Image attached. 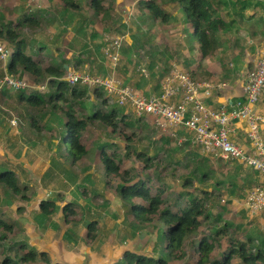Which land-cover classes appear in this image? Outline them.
<instances>
[{"label": "rangeland", "instance_id": "374dc122", "mask_svg": "<svg viewBox=\"0 0 264 264\" xmlns=\"http://www.w3.org/2000/svg\"><path fill=\"white\" fill-rule=\"evenodd\" d=\"M102 1L104 7H108L107 3L110 1L114 6L110 12L114 15L111 26L104 23V20L100 22L98 16L88 8H82L79 14L78 12L65 14L57 2L49 0H0V22L14 23L20 21L19 18L22 15L37 14L43 21L40 27L23 28L20 36L26 43L27 50L34 53L35 56L33 53L30 54L35 57V60L54 62L55 58L64 59L63 64L58 60H55L57 62L53 64L65 70L66 75L74 73L82 77L88 75L102 79L111 76L119 78L118 75L128 79V75H131L136 79L134 84L135 80H130L133 89L137 94L145 97H148L153 90L157 93L161 84L165 89H168L165 85L175 84L178 81L177 73L181 71V68L185 69L182 73L191 75V71L187 69L188 61L177 56V53L183 49L180 40L184 30L182 26L177 22L172 25H155L153 21L150 27H147V24L143 25L146 19H151V15L146 10L143 12L148 16L141 13V7L134 4V2L139 3V0ZM225 1L228 3V0ZM233 1L234 4L238 3V7L242 4L240 0ZM259 1L262 2V0ZM260 2L253 5L256 10L250 20L262 24L264 28V23H260L264 22V9L261 8ZM125 3L127 8L124 7ZM157 3L161 2L157 1ZM163 3H165L162 7L165 13L173 12L171 5L165 1ZM119 15L121 18L128 19L122 27L114 26L115 17L118 18ZM218 18L228 22L227 16L223 18L220 15ZM102 19H104L103 16ZM76 22L81 23L82 28L80 25L76 26ZM241 23L242 21L239 24ZM139 29H141V35L137 34ZM144 30L155 36L151 43L148 42L149 44L144 42L147 37ZM225 30L227 31V29L223 31ZM125 34H128L131 39V47L137 40L143 44V47L136 45L137 52L134 51L138 55L133 60H137V65L131 64L128 68L127 66L121 68L119 67L120 58H118L117 62L111 66L109 58L111 53L107 52L105 56L103 49L109 47L112 39L124 37ZM191 38L193 39L194 36ZM0 42L6 50H11L2 37ZM125 42L124 38L123 45L117 50L112 49L117 57L125 53L126 50L123 49ZM82 46L85 47L83 50H81ZM166 49L174 52L171 59L170 57L156 58L159 52ZM85 50H88L90 54H84ZM71 51L74 53L71 54ZM151 53L154 54L151 58L152 62L145 56ZM8 58L9 56L0 57V79L5 73V62ZM263 59L264 56L256 60L254 68L247 71L244 80L254 71L259 62L264 61ZM152 63L153 69H149L148 66ZM173 63L175 64L172 65ZM125 68L127 70L123 72ZM141 68L147 71L144 76L139 73ZM20 77L28 84L25 90H21L24 96L34 93L47 95L45 91L48 92L49 86L45 76L39 82L34 81L26 73ZM65 77L64 83L73 87L74 85L66 82ZM191 77L197 81L201 80L193 75ZM78 84V89L86 91L83 109L79 106L73 108L79 118L81 115H84L83 118H90L93 113L92 105L101 112L108 111L113 105L118 107L114 98L106 95L104 88L103 91L87 83ZM38 85L44 86L45 89L32 88ZM19 92L9 89L0 91V171L6 169L13 171L19 184L26 187L21 194L25 199H21L20 196H12L7 189L0 186V220L11 225L13 230L12 233L6 234L7 240L0 244V253L3 249L12 250L19 245H24L36 254H45L50 263L55 264H121L124 251L156 258L164 255L161 242L162 226L160 227V224L138 225L114 192L117 181H110L111 189L104 186L106 179L99 159L100 149L104 145L107 148L111 145L106 153L111 155L110 151H114L117 157L114 161L119 164L122 171H128L141 181L147 182L153 194L156 191H164L163 197L168 196L171 203H178L176 204L178 206L187 199L186 190L193 196H199L202 190L216 193L221 189L222 184H228V167L220 169L221 163L215 160L216 158L203 157L190 145L177 146L168 131H158L150 122L136 115L130 108H122L121 115L124 121L119 123V131L116 134L111 133L109 128L99 122H88L81 137V144L87 150V156L75 165H71L70 159L64 156L61 145L64 134L63 113L50 106L38 113L17 99ZM95 92L101 94V99L96 97ZM121 93L120 91L112 96L120 99ZM102 99L106 100V105L102 104ZM60 107L65 110L64 106ZM32 119L36 122L37 129L31 126ZM186 138L190 139V136L186 135ZM126 147H129V150ZM138 153H144L151 159L150 169H144L143 164L135 158V154ZM207 170H209V179L202 180L200 175ZM186 181L190 186L183 188ZM178 196L182 198L178 199ZM221 199L224 201L223 204L220 203ZM41 200L53 201L57 207L56 212L47 219H44L38 210ZM67 204H71L72 209L75 210L76 215L73 218L81 219V222L70 225L63 222L61 209ZM208 207L209 212L220 219V224H231V232L237 239L245 241L248 236L253 238L254 235L259 234L255 227L250 223L245 224L234 215V211L228 209L227 199L225 201L222 195L212 197ZM89 222H95L98 227L97 239L91 242L85 237L86 225ZM251 224H255L258 228L256 222ZM236 227L239 228L236 229ZM208 232V224L203 223L196 239L208 236ZM186 255L181 260L168 259V261L170 264H195L196 259L191 257L188 242ZM29 264L45 263L37 259L36 262Z\"/></svg>", "mask_w": 264, "mask_h": 264}, {"label": "trees", "instance_id": "16d2710c", "mask_svg": "<svg viewBox=\"0 0 264 264\" xmlns=\"http://www.w3.org/2000/svg\"><path fill=\"white\" fill-rule=\"evenodd\" d=\"M49 1L57 2L65 14L67 12H78L79 14L82 8H88L94 15L98 16L100 22L104 20V23L111 26L112 15L110 12L114 9L111 1L107 3L108 7L103 6L102 0ZM139 1L138 4H140L141 9L149 12L152 21H159L162 25H172L174 22H177L182 26L184 28L182 32L186 37V42L189 43H187L188 46L190 47L192 45V40L198 44L201 59L207 58L218 47H222L223 44L217 41V33L219 30H224L225 25L221 19H218L216 10L211 6H219L221 4L224 6L222 2H225V6H228L229 2L227 3L225 0H217L216 2L213 0ZM157 1L161 3L158 4ZM164 1L173 7V12L165 13L162 8L165 4H162ZM240 1L242 2L241 5L249 2V4L254 5L260 2L259 0H253V2L252 0ZM262 2H260L261 8L264 9V0ZM235 12L236 8L234 7ZM102 16L104 19H102ZM79 17L81 16L79 15ZM19 19L21 20L14 23L9 22L4 24V22H0V37L6 41L12 50L8 60L5 62L4 71L5 73L18 77L26 73L36 82H39L40 79L42 80L44 76V78L48 79L47 85L49 86V90L48 92L45 91L46 96L38 93L24 96V92L20 91L17 94V99L38 113L42 112L48 106L52 109L60 110L63 113L64 134L61 145L65 154L64 156L70 159L71 165H75L87 156V150L81 144V137L88 122H99L109 128L111 133L116 134L119 131V123L124 121V117L121 115L123 110L113 105L108 111L101 112L92 105L93 113L91 117L83 118L84 115H81L79 118L73 108L79 106L83 109L85 106L86 91L84 89H78L77 86L79 84H76L74 87H69L64 83L65 70L53 64L57 62L55 60L63 64L64 59L55 58L53 60L54 62L43 59L35 60L34 53L31 50H27L26 43L20 37L23 28H39L41 22H43L42 18L37 14H25ZM235 19L238 23L242 21L239 15L235 16ZM79 25L82 28L83 25L76 22V26ZM242 25L243 21L240 26ZM191 36H194V38L192 39ZM121 38L123 41L124 37L122 36ZM183 42L185 43V40ZM84 48L82 46L81 50ZM30 53H33L34 56ZM83 53L90 54L88 50L83 51ZM168 54L169 59H171L174 52L166 49L165 51H161L156 58H165ZM153 57L154 54L151 53L147 55V60L152 62L153 60L151 58ZM153 66L154 64L152 63L148 68L153 69ZM122 83L123 85H129L125 81ZM95 94L98 99H101V94L98 92H95ZM101 101L103 105H106V100L102 99ZM61 105L64 106L65 110L60 107ZM32 120L31 126L37 129L36 122H34V119ZM108 148L106 145L102 146L99 153V159L106 179L104 186L107 189H111L110 181H117L114 192L118 199L125 204L128 214L132 216L138 225L160 224V227L162 226L161 242L165 252L163 256L156 258L124 251L121 257V264H170L168 259L172 261L181 260L187 256V242L191 250V257L196 259L195 264H264V239L260 233L254 235L253 238L248 236L245 241H241L231 232V224H220V219L214 217L209 212L208 204L210 203V199L216 195H222V190H225L224 194L227 195L228 202V185L222 184L221 189L216 192L217 194L213 191L202 190L199 196H193L190 191L186 190L188 197L178 206L176 205L178 203H171L168 196L163 197L165 194L164 191H156L153 194L151 191L152 188L147 182L141 181L137 176L130 174L128 171H122L119 164H116L114 161L117 158L114 151H110L111 155L106 153ZM126 149L129 150V147H126ZM135 158L143 164L144 169H150L152 167L151 159L144 153L135 154ZM224 167V165L219 166L220 169H224ZM219 168L218 170H220ZM208 175L209 170L202 172L200 176L202 180L207 181L209 179ZM252 185L254 187V183ZM256 185L257 182L255 183ZM0 186L7 189L12 196H20L21 199H25L21 194L26 187L19 184L13 171L8 169L0 171ZM189 186L188 181L183 184V188ZM246 186L249 189L252 187L250 183H247ZM181 198V196H178V199ZM56 209L57 207L53 201H39L38 210L44 219L53 215ZM61 213L63 214V222L67 225L81 222V219L76 220L73 218L76 214L71 204L63 206ZM214 222L216 223L214 224ZM203 223L208 224L209 235L202 236L197 240V233ZM97 228L95 222H89L86 225L85 237L90 242L97 239ZM12 231L11 225L0 220V244L7 240L6 234H10ZM37 259L45 264H55L50 263V260L45 254H36L24 245H19L16 249L12 250L3 249L2 253H0V264H29L36 262Z\"/></svg>", "mask_w": 264, "mask_h": 264}, {"label": "built area", "instance_id": "2783aa9c", "mask_svg": "<svg viewBox=\"0 0 264 264\" xmlns=\"http://www.w3.org/2000/svg\"><path fill=\"white\" fill-rule=\"evenodd\" d=\"M116 38L111 40L109 47L103 49L105 56L107 52L111 53V66L119 58L112 49L117 50L122 42L121 37ZM10 51L0 42V57L10 56ZM182 72L177 73L178 81L175 84L165 85L168 89L161 84L160 93H151L148 97L137 94L130 85H123L117 77L102 79L68 73L65 80L69 85L75 86L82 82L102 90L104 88L107 94L104 93L113 97L118 107L130 108L160 132L168 131L177 146L190 145L201 155H209L223 162L236 161L251 168L258 174L260 183L247 193L246 208L252 214H264V140L259 128L264 118L255 115L253 111V107L264 99V61L259 62L254 71L246 76L242 87L243 99L219 104L217 107H212L208 101L211 100L213 90L222 89L225 85L215 84L211 80L197 81L190 74ZM139 73L144 76L147 71L141 68ZM40 85L32 88L44 90L45 87ZM27 87L24 79L8 73H4L0 79V91L5 88L17 92ZM120 91V99L112 96ZM238 122L246 124L245 139L250 143L251 153H246L230 139L234 124ZM221 203H224L222 199Z\"/></svg>", "mask_w": 264, "mask_h": 264}, {"label": "crops", "instance_id": "0c3cea01", "mask_svg": "<svg viewBox=\"0 0 264 264\" xmlns=\"http://www.w3.org/2000/svg\"><path fill=\"white\" fill-rule=\"evenodd\" d=\"M228 2L229 4L226 7L222 6V4L219 6H215V5L211 6L213 9L216 10V14L218 13L217 17H219L220 15L223 18H225L226 16L228 17V22L222 21L225 25L224 29H227V31L219 30L217 33V41L223 44L221 49H219L220 47H218L211 56L205 59H201L199 54L198 44L193 41L192 45L189 47L188 46L189 43L186 42V37L183 34L182 38L180 39L182 41L181 44L183 45L182 47L183 49L180 51V53H177V56L178 57L180 56L182 60L185 59L188 61L187 69L191 71L190 72L191 75L197 77L196 79L200 78L201 80L199 81L207 79L213 81L215 84L225 85L222 89H215L212 91V99L208 101L211 103L212 107H217L219 104H225L227 102L229 104V101L230 103H233L237 100L243 99L244 96L242 92V84L244 82V77L248 70L254 68L256 60L264 56L263 25L259 24L258 22L250 20L256 9L254 8L253 5L249 4L250 2L246 4L244 3L245 5H241V7H238V5L234 4L233 0H228ZM222 3L224 4V2ZM134 4L136 6L137 5L140 6V4L138 3L134 2ZM232 4L233 7H231ZM126 6L127 4L125 3L124 7L127 8ZM234 7L236 8L235 13H234ZM140 10L141 13L144 14L141 8ZM163 10L165 11L164 8ZM236 13L237 15H235ZM123 15L125 16V13H123ZM238 15L241 19L243 17L242 26H240L238 21H236L235 19V16ZM113 16L114 15H112V18ZM120 18H121L120 15L118 16V18L115 17L114 26L122 27V25L126 23V21L128 20L125 18H121V19ZM151 22H152L151 19L150 20L146 19L143 25L147 24V27H150ZM152 23H154L155 25L158 24L162 25V23H160L159 21L158 23H156V21H153ZM260 23H264V22H260ZM140 30L141 29L137 30V34L139 35H141ZM126 32L128 31L126 30ZM143 32L147 34V37L144 40V42L151 43V41L154 39L155 36L153 34L146 33L145 30ZM124 38L126 39V42L125 45L123 46V49L125 48L126 51L125 53L121 54V56L119 57L121 62V64L119 63V67L122 68L127 66L128 68L131 64L133 66L136 64L137 60L133 61L138 56L137 53H135L137 52L136 45H140L143 47V44L141 41L137 40V42L134 43L135 45L131 47V39L129 35L125 34ZM235 38L237 39L233 41ZM184 40L186 44L183 42ZM177 47L180 48V46ZM73 53L74 52L71 51V54ZM168 57L169 54L165 58ZM174 64L175 63H173L172 65ZM178 69L180 68L178 67ZM126 70L127 69L125 68L123 72H125ZM181 70H185V69L181 68ZM118 77H120L121 79L123 78V76L121 77V75H118ZM128 77H129L128 79L123 78L122 80L128 83L130 86H132L136 82V79L133 78L131 75H128ZM130 80L131 81L135 80V81L132 84ZM149 92L151 91L149 90ZM152 93L156 94L155 90H153ZM253 111L255 115L264 118V99L260 100L253 107ZM259 128H260L261 137L264 140V123L260 124ZM245 131H246V124L244 122L235 123L234 132L232 133V135H230V139L234 143L238 144L246 153H251L252 148L250 146V143L245 139ZM201 156L204 157L209 155H201ZM209 157L214 159V157L212 156ZM217 161L221 163L220 165L222 166L224 165L225 168L228 167V184H226V186L228 185V209L234 211L235 212L234 215L236 217L238 216L240 220L245 222V224L250 223V225L255 227L256 232L260 233L264 239V214L262 215L260 213L255 215L250 213L246 208V202H245L247 193L253 187L252 183H254L255 186L256 182L257 185L260 182V178L258 174L255 171H253L251 168L243 164H240L236 161H228V164H226L227 162H223L220 160ZM247 183H250V185L252 186L250 189L246 186ZM221 192H222V197L227 199V195L224 194L225 190H222ZM255 222L256 224H258V228L255 226V224H251Z\"/></svg>", "mask_w": 264, "mask_h": 264}, {"label": "clouds", "instance_id": "9594fccd", "mask_svg": "<svg viewBox=\"0 0 264 264\" xmlns=\"http://www.w3.org/2000/svg\"><path fill=\"white\" fill-rule=\"evenodd\" d=\"M108 36H110V35H108ZM121 45H122V42H121ZM157 68V67H156ZM160 89H161V86H160ZM160 93V90H159V92L158 93H156V94H159Z\"/></svg>", "mask_w": 264, "mask_h": 264}]
</instances>
